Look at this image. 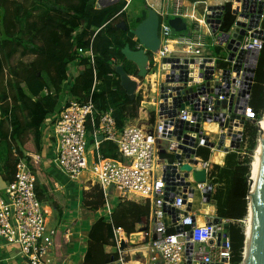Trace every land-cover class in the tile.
Masks as SVG:
<instances>
[{
	"label": "built area",
	"instance_id": "2783aa9c",
	"mask_svg": "<svg viewBox=\"0 0 264 264\" xmlns=\"http://www.w3.org/2000/svg\"><path fill=\"white\" fill-rule=\"evenodd\" d=\"M167 2L166 8L156 13L158 49H143L148 56L145 83L141 87L137 83L135 91L144 101L146 89L153 94V124L126 125L118 130L110 110H96L91 95L98 82L88 50L83 56L89 59L93 73L89 97L82 103L71 99V86L78 75L77 61L73 62L57 94L58 112L43 123L42 140H54L53 162L60 172L74 181L86 175L87 182L102 192L109 224L111 194L119 202L148 204L150 228L144 231L142 241L143 264H231V242L228 231L223 233L231 221L217 217L211 203L216 185L211 172L217 165L212 160L219 153L246 154L244 126L256 122L249 101L264 46V0H223L212 6L202 2L204 8L198 14L197 4ZM226 4L233 22L223 32L220 27ZM213 6L222 10L209 12ZM219 12V24L215 25L212 14ZM173 18H180L186 31L175 32L168 24ZM42 94L55 93L49 88ZM1 106L0 101V119ZM206 124H215L216 130L210 131ZM221 136L223 145L218 150ZM87 138L94 151L86 150ZM237 141L239 148H231ZM102 142L115 146L116 159L99 153ZM201 150H209L208 160L200 157ZM34 158L38 161L39 157ZM184 165L191 170L181 171ZM194 172H204L205 182H196ZM36 185V172L24 158L18 159L13 179L0 190V238L16 248L27 264H51L56 229L48 227ZM195 190L201 194V206H212L211 213L192 209ZM238 224L243 227V221ZM112 241L118 264H126L127 242L121 228H112Z\"/></svg>",
	"mask_w": 264,
	"mask_h": 264
},
{
	"label": "trees",
	"instance_id": "16d2710c",
	"mask_svg": "<svg viewBox=\"0 0 264 264\" xmlns=\"http://www.w3.org/2000/svg\"><path fill=\"white\" fill-rule=\"evenodd\" d=\"M96 0H0V147L6 148V158L0 164V177L9 183L14 176L15 164L24 158L27 165L38 173L40 182L36 185L38 200L48 202L57 211L63 212L50 192L56 180L43 171L42 165L34 157L42 151V126L54 112H58V93L68 76V66L77 61L78 75L71 90V99L79 103L86 101L93 88L92 67L83 54L91 50L97 84L91 98L99 113L110 110L118 130L125 126L130 114L129 108L140 106L141 97L133 100L120 86L115 70L125 68L127 62L122 54L125 46L136 51L134 30L145 18L141 16L129 24L126 19L124 0L97 9ZM147 10L149 8L145 7ZM233 22L229 5H225L221 21V31L229 30ZM136 23V24H135ZM264 28V21L263 26ZM31 56L28 63L19 62L16 66L4 65L14 55ZM7 72L3 75V71ZM10 80H9V78ZM52 88L54 95H43L45 89ZM135 105V106H134ZM249 106L256 122L264 113V46L260 52ZM154 113L149 124H153ZM258 125V124H257ZM256 124L248 122L244 126L246 156L239 159L235 153L225 156L222 167L214 166L213 183H225L216 188L212 202L219 218L231 221L228 235L232 248L231 264L242 261L244 235L238 221L247 214L249 192V165L258 140ZM91 135L87 123V136ZM99 153L108 159H116L115 146L102 142ZM14 154L16 156H14ZM199 155L208 160L209 150H201ZM86 194L90 201L87 207L98 210L103 206L102 192L95 186ZM148 204L120 202L110 215L111 224L103 218L97 219L90 227L88 242L82 264H109L117 261V254L106 253L105 246H113L112 228H121L127 236L136 232L135 225L148 217ZM54 247L57 263L61 264L67 256V236L64 231L56 230Z\"/></svg>",
	"mask_w": 264,
	"mask_h": 264
},
{
	"label": "crops",
	"instance_id": "0c3cea01",
	"mask_svg": "<svg viewBox=\"0 0 264 264\" xmlns=\"http://www.w3.org/2000/svg\"><path fill=\"white\" fill-rule=\"evenodd\" d=\"M126 2L125 5V14L126 19L129 23L130 14H129V6L131 2L134 0H124ZM187 3L197 4L196 5V13L198 14V10L201 9V12L204 8L201 5L202 2H206L207 5H216L221 3L222 0H217L212 3L208 2L209 0H185ZM145 7L152 9L154 12H159L166 8L168 2L167 0H142ZM105 4V0L95 2V7ZM200 12V13H201ZM137 14V13H135ZM140 45L139 42L136 43V46ZM145 104V102L143 101ZM151 106L152 104L149 103ZM149 107V105H148ZM154 108V107H153ZM144 107H140L138 114L139 118H135L136 121L131 123L132 118H127L125 122L126 125H136V126H147L148 122V113L144 110ZM144 112V114L142 113ZM143 114V116H141ZM141 121V122H138ZM52 140V139H51ZM50 140V141H51ZM49 139L42 140V151L38 156V161L42 165L43 171L52 176L56 180L55 187L52 188L50 192V196L52 200L62 209L63 212L57 211L53 208L48 202H43L42 205L47 214V224L48 227L54 228L58 231H64L67 236V256L62 261L61 264H82L83 256L85 254V250L88 242V233L90 227L94 224V222L103 218L107 221V215L105 213L104 203L101 208L98 210H92L86 206L85 201H90L86 194L94 193L92 192L93 186H91L87 180L88 177L86 175H82L79 180L74 181L71 180L68 176L60 172L54 162H53V146L54 143L50 142ZM91 152V151H90ZM219 155V154H217ZM223 156L218 161L213 159L212 164L216 163L218 167H222L224 165ZM215 161V162H214ZM37 184L40 182V177L36 172ZM227 187L225 183H219L215 185V189L221 187ZM104 202V198H103ZM109 202L111 204V213L114 211L115 207L118 203H120L115 195L111 194L109 197ZM131 202V201H126ZM134 202V201H132ZM139 203V202H134ZM141 204V203H139ZM51 219H54V226H51ZM150 228L149 221L147 218L142 219L140 223L135 225L136 232L126 237L127 245H125L126 252V264H143L144 258L142 255L145 254V249L142 246V241L144 239V231ZM125 233V232H124ZM104 251L106 253L114 254L115 250L113 246H105ZM55 247H53L51 254V264H58L56 259ZM0 264H27L23 257L20 256L18 250L13 246L6 245L5 241L0 238ZM109 264H118L117 261H112Z\"/></svg>",
	"mask_w": 264,
	"mask_h": 264
},
{
	"label": "water",
	"instance_id": "95a60500",
	"mask_svg": "<svg viewBox=\"0 0 264 264\" xmlns=\"http://www.w3.org/2000/svg\"><path fill=\"white\" fill-rule=\"evenodd\" d=\"M99 1L101 2V0ZM118 1L120 0H105V4L102 5L101 8L113 5L117 3ZM99 8H100V5H97V9ZM218 9L222 10L221 7L213 6V7H209L208 11L210 12V11L218 10ZM258 13H261V6H259ZM220 15H221L220 12L216 14H212V17L213 16L216 17V20L214 21L215 25L219 24ZM256 18H257L256 19V22H257L258 16H256ZM158 23H159V19H158L156 12H154L152 9H148L147 19L144 20L140 25H138L134 30V35L143 48L137 51H131L128 46H125L122 50V54L125 57V59L130 62H133L137 66V68L140 71L139 75L141 76L146 75V64L148 61V56L144 53L143 49H146L147 51H150V52H154L158 49V44H159V40L157 37ZM168 24L175 32L186 31V25L180 18L170 19L168 21ZM212 28L216 30V26H212ZM115 72L119 77L120 86L123 88L126 94L130 97V99L133 100L135 91L137 88V83L134 80H132L130 76L126 74L122 66H117ZM249 90H250V85L247 91V95H248ZM191 91H194V89H192ZM161 98H164V96L162 95ZM242 124L243 122L241 121L240 127H242L241 126ZM98 140L101 141L102 138L99 137ZM222 145H223V136L220 137V141L218 143L217 149L218 150L222 149ZM209 146L213 147V144H209ZM194 147H196V145H194ZM230 147L234 149H238L239 148L238 141L237 143H232ZM223 151L226 152V149L224 148ZM262 154H263V161H262L260 174H259L258 179L253 182V185H252L253 194L250 196V198L255 199L256 206H255V215H254L250 251H249L248 261L246 262V264H264V152ZM180 170L189 172L191 168L188 165H184L180 168ZM193 178L198 183H204L205 173L204 172H194ZM4 187H5V182L0 177V190H2ZM208 198L206 202H208ZM217 222H218L217 219L213 220L214 224H216ZM228 228L229 226L227 225L224 226V231H223L224 234L227 233ZM243 245H244V242H243ZM243 262L245 263V260L242 257V261L240 264H242Z\"/></svg>",
	"mask_w": 264,
	"mask_h": 264
},
{
	"label": "rangeland",
	"instance_id": "374dc122",
	"mask_svg": "<svg viewBox=\"0 0 264 264\" xmlns=\"http://www.w3.org/2000/svg\"><path fill=\"white\" fill-rule=\"evenodd\" d=\"M214 1H217V0H209L208 2L212 3ZM200 12H201V9L198 10V13H200ZM135 13H137V14H135ZM129 14H130L129 24H132L131 26L133 27V24L135 22V19L140 18V16H141V19H142V17L145 18V20L147 19V17H148V10L145 8V5L143 4L142 0H134L133 2H131L130 6H129ZM263 21H264V19H263ZM261 26H263V23L261 24ZM188 29H189V26H188ZM134 40L136 42H138V40H137L136 37L134 38ZM31 60H32V57L31 56L19 57V55L17 54V55H14V57L10 61L8 60L5 63L4 67H5L6 70H8V67L9 66H16V64L19 63V62L28 63ZM126 61L127 62L125 63V68L127 69L128 73L131 74L130 75L131 79L134 80L136 83H138V85H140V87H141L142 84L145 83V80L144 79H145L146 75H142V76L139 75L140 71L137 68V66L133 62H130L128 60H126ZM5 69L3 71V75L4 74L6 75V73H7L5 71ZM8 78H9V76H8ZM9 80H10V78H9ZM134 97H138L139 98V95L138 94H135ZM152 97H153V94L150 92V90L148 88V89H146L145 101L141 99V103H140V106L138 107V109L136 110V107H132V108H129L128 109V112L130 114L129 115L130 116L129 118L134 119V120H131L130 121L131 123H133V122L136 121L135 118H139L138 111H139V108L143 106L144 107L143 110L146 113H148V122H147L148 124H147V126L150 125L149 124V118H150V115L152 114V112L154 111L153 103L151 102V98ZM143 101L145 102V104L143 103ZM149 103H151L152 106ZM148 105H149V107H148ZM142 113L144 114L143 111H142ZM143 114L141 116H143ZM133 117H135V118H133ZM138 122H141V121H138ZM251 123L256 124V126L258 127V125H257L258 122H255V123L254 122H251ZM50 142L53 143L54 140L52 139ZM86 150L88 152L95 150V148L92 146L89 138H87ZM6 153H7L6 148L3 147V146H1L0 147V164L5 161ZM245 156H246V154H240V155H238V158L239 159H243V158H245ZM252 157H253V154H252ZM88 160H89V156H88ZM249 173H250V171H249ZM37 174H38V176L41 174L39 170H38V173ZM221 188H223V187H221ZM211 203H213V202H211ZM202 208H203V206H201V194L198 191L195 190L194 196H193V206H192V209L193 210H197V209H202ZM245 221H246V218H245V220H243V224H242L243 227L241 225L239 226L240 228L243 229V231H244V228H245V224H244ZM48 225H50V224L48 223ZM51 226H54V219H51ZM242 257H243V254H242Z\"/></svg>",
	"mask_w": 264,
	"mask_h": 264
},
{
	"label": "bare ground",
	"instance_id": "6f19581e",
	"mask_svg": "<svg viewBox=\"0 0 264 264\" xmlns=\"http://www.w3.org/2000/svg\"><path fill=\"white\" fill-rule=\"evenodd\" d=\"M216 125L215 124H206L205 127L209 129L210 131H215L216 130ZM258 140L256 147L253 151V157L251 159L250 165H249V177H248V182H249V192L247 196V214H246V221H245V228L243 231L244 235V245H243V258L245 260V263L243 262L242 264H246L248 261V256H249V251H250V245H251V238H252V232H253V223H254V215H255V206H256V201L254 198H250V196L253 194V182L258 179L261 166H262V161H263V152H264V113L263 116L258 123ZM224 156L222 153H219V155L215 154L213 156V159L215 161L219 162V159ZM203 212L204 213H211L213 208L210 205H203Z\"/></svg>",
	"mask_w": 264,
	"mask_h": 264
}]
</instances>
